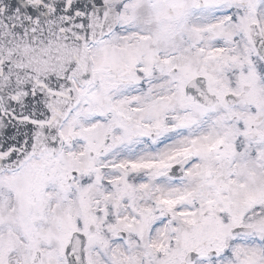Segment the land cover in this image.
I'll return each mask as SVG.
<instances>
[{
	"label": "snow or ice",
	"instance_id": "obj_1",
	"mask_svg": "<svg viewBox=\"0 0 264 264\" xmlns=\"http://www.w3.org/2000/svg\"><path fill=\"white\" fill-rule=\"evenodd\" d=\"M0 264H264V0H0Z\"/></svg>",
	"mask_w": 264,
	"mask_h": 264
}]
</instances>
